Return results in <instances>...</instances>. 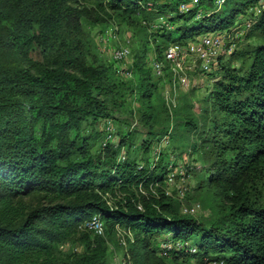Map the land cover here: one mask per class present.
I'll list each match as a JSON object with an SVG mask.
<instances>
[{
	"label": "trees",
	"instance_id": "1",
	"mask_svg": "<svg viewBox=\"0 0 264 264\" xmlns=\"http://www.w3.org/2000/svg\"><path fill=\"white\" fill-rule=\"evenodd\" d=\"M73 1L92 2L135 30L139 59L153 54L163 73L135 63L125 81L117 66L92 62L80 40L64 38L81 11L63 0H33L21 10L17 0H0V264H109L111 245L128 264H264V0H199L186 13L185 0ZM248 11L250 27L239 25L240 42L218 59L213 78L208 73L216 81L200 114L190 92L176 104L171 91L174 103L167 100L169 46L228 30ZM36 45L42 63L28 58ZM13 53L23 57L18 65L4 62ZM245 59V71L232 67ZM126 114L146 128L141 145ZM107 120L120 139L101 150ZM163 137L174 150L211 159L193 189L208 218L182 214L181 202L166 195L164 154L154 165L137 160ZM134 147V158L117 159ZM32 193L45 202L29 207ZM95 216L102 235L85 226ZM66 244L72 249L63 251Z\"/></svg>",
	"mask_w": 264,
	"mask_h": 264
},
{
	"label": "rangeland",
	"instance_id": "2",
	"mask_svg": "<svg viewBox=\"0 0 264 264\" xmlns=\"http://www.w3.org/2000/svg\"><path fill=\"white\" fill-rule=\"evenodd\" d=\"M33 0H17L16 4H18L17 10L26 9V6L30 4ZM63 4L69 6L72 9H77L81 11V13L76 18L77 20L74 22L73 18L69 19V25L66 24L65 28L67 29L65 33V39L67 41H75L80 40L88 49V58L92 60L94 63L103 62L105 64H112L117 66L118 72L120 73V78L122 80L128 81L133 79V74L130 69H133V66L136 64H141L142 62L145 63V67L147 69H151L150 63L154 55L151 53L146 54L145 59H139L140 54L143 51V42L135 35L136 31L133 30L131 27L127 26L124 22H119L114 18L113 15L110 13H105L99 11L96 8V5L92 2L90 3H83L81 1L74 2L73 0H63ZM222 0H216L217 6L221 4ZM32 16L38 14L40 8L38 4H35L31 7ZM250 16V11L246 15L239 16L233 25H231L230 29H232V33L236 39L240 37L237 36L239 31H236V28L241 24H245L246 19ZM161 24H165V21L160 19ZM239 24V25H238ZM203 35V34H202ZM201 35V36H202ZM239 37V38H238ZM240 42V39L239 41ZM246 41L242 40L240 47ZM257 42V39H250L247 43H251L254 45ZM246 43V45H247ZM120 47L127 48L128 58L124 62H116L113 58L114 51ZM238 48V47H237ZM41 47L36 45L34 51L28 54V58L35 61L42 63L43 58L41 56ZM222 57V56H220ZM219 57V58H220ZM227 57V56H225ZM225 58V60H227ZM23 60V57L18 56L17 54L13 53L4 62H9L12 65H18L19 62ZM249 59H245L244 61H234L232 63V67L235 69H241L245 71ZM192 60H188L187 63H191ZM2 66L5 64L0 63ZM220 64V60L218 61L217 66L211 71L212 78L214 77L213 74H216L215 71L218 69ZM8 65V64H7ZM152 70V69H151ZM126 71L129 73L126 74ZM124 72V73H123ZM123 73V74H121ZM211 75H200V74H191L187 76L188 79V87H179L176 89L174 96H176V104L178 99H180L184 94H189L190 97V105L192 106V111L195 114H200L201 107L205 106V100L210 99V92L213 89V82L216 79H209ZM218 79H221V75L218 76ZM161 89L160 92L161 93ZM167 86L163 88V93H166ZM118 116V113L115 114ZM128 117V121L130 124V129L135 130L136 133L133 135V139L137 142V145H141V143L148 139L146 137V128L139 124L138 118L135 116L133 119H130V115L126 114ZM112 128L117 129V124L115 125L112 123ZM101 128H105V124L101 123ZM134 128V129H133ZM125 133V131H122ZM104 137V136H103ZM101 137L98 141V146L101 150H103L108 145L115 146L117 145L120 137L119 135L114 133L112 137L105 141V139ZM99 149V150H100ZM133 150L135 147L130 149L129 152L126 149H122L117 155V159L119 161L124 160L127 157L126 153L130 155L131 158H134ZM162 153L166 156V160H168V170L170 171L167 175L168 178L170 177L171 180H167L165 182L164 191L166 195L177 198L181 202V213L183 208H191L195 207V211L192 213L198 219H206L210 216V212L207 209H203L202 203L197 201L193 189L197 184L198 176L202 175L208 168L211 166V159L209 157H203V153H192L189 147L183 148V150H174L172 148L171 143L167 137H163L159 142H155L151 145L149 151L142 152L139 150L137 154V160L143 165V160L148 159V162L151 165L156 164L158 161V155ZM142 160V161H141ZM264 198V196H263ZM26 204L31 207L35 208L43 202L42 196L38 193H32L28 197L24 198ZM264 201V199H263ZM175 248H179L180 245H173ZM186 248L189 246L191 247L189 250L191 252H195V247H192L190 243H186L184 245ZM163 247L169 249L172 247L166 246L163 244ZM72 249L71 244H66L62 247L63 251H68ZM124 251L122 249H118L114 246L109 247V264H118L121 261L127 260V257L124 255Z\"/></svg>",
	"mask_w": 264,
	"mask_h": 264
},
{
	"label": "built area",
	"instance_id": "3",
	"mask_svg": "<svg viewBox=\"0 0 264 264\" xmlns=\"http://www.w3.org/2000/svg\"><path fill=\"white\" fill-rule=\"evenodd\" d=\"M199 0H185L180 4L181 12H188L191 8L198 4ZM201 13L196 14V18H199ZM239 25V24H238ZM245 30L250 27V21L246 20L243 25ZM240 26L236 28L238 32L237 36H241L244 30H239ZM235 39V36L232 33V29L216 31L213 33H206L202 36H198L196 41L189 42L185 45L173 44L164 52L163 58L166 63L170 64V71L172 72V84L171 87L167 88L165 97L167 100L173 102V99L170 98L169 93L172 91L175 93L177 87H188V74H200L206 75L211 73V71L217 66L218 59L220 56H228L233 50L234 46L231 42ZM128 49L120 47L114 51L113 58L116 62H124L128 58ZM188 60H192L191 63H187ZM150 67L155 76L160 77L162 75V64L157 60H152ZM128 72H126L127 74ZM112 122L107 120L105 122V132L103 138L105 141L112 137L115 129L112 128ZM167 180L171 178L167 176ZM183 207V206H182ZM195 207L183 208L182 212L185 215H193ZM85 226L95 232L98 235L104 233L103 222L99 217H93ZM194 252V250H193ZM118 264H128L125 260L121 261Z\"/></svg>",
	"mask_w": 264,
	"mask_h": 264
}]
</instances>
